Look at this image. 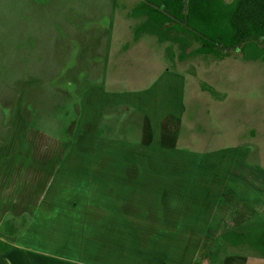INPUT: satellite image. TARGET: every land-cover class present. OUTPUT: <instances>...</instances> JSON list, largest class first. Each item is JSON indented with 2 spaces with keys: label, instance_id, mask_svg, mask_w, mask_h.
<instances>
[{
  "label": "crops",
  "instance_id": "0c3cea01",
  "mask_svg": "<svg viewBox=\"0 0 264 264\" xmlns=\"http://www.w3.org/2000/svg\"><path fill=\"white\" fill-rule=\"evenodd\" d=\"M110 40L105 53L112 49ZM105 64L98 83L82 93L63 84H30L17 98L8 135L0 128V242L10 247L0 253V264H203L212 259L217 239L251 225L264 226L262 146L223 150L220 179L210 178L205 185L195 177H181L190 168L186 161L179 178L134 179L140 168L134 167L129 152L193 155L176 146L164 149L156 140L164 122L159 115L167 113L164 107L170 105L178 112L173 115L180 116L181 105L173 99L183 84L179 87L180 78L163 71L146 91L114 90ZM134 125L131 136L126 132ZM204 163L194 167L203 171ZM133 181L139 183L134 186ZM166 185L170 188L165 192ZM172 199L180 203L175 210L161 209ZM151 202L160 204L152 232L173 236L174 246L167 249L171 243L163 244L160 237L156 254L133 245L130 237L150 234L139 225L151 217L140 221L142 215L128 208ZM23 218L27 223L19 229L15 224ZM8 220L17 230L14 235L4 231ZM245 246L258 254L226 256L222 264H264V256Z\"/></svg>",
  "mask_w": 264,
  "mask_h": 264
},
{
  "label": "rangeland",
  "instance_id": "374dc122",
  "mask_svg": "<svg viewBox=\"0 0 264 264\" xmlns=\"http://www.w3.org/2000/svg\"><path fill=\"white\" fill-rule=\"evenodd\" d=\"M141 2L144 0H0V128L8 135L17 98L32 83L63 84L82 93L98 83L101 77L98 73L109 63L107 76L114 77L110 88L146 91L164 71L180 78L179 87L183 84L181 92L173 99L181 109L180 116L173 115L178 112L170 105L164 107L167 113H157L164 121L159 125L161 137L156 139L157 143L164 149L176 146L177 150L193 155L188 159V155L183 156L181 152L177 155L175 151L163 156L154 149L146 154L140 153L143 152L140 149L134 154L129 152L134 167L140 168L134 170V179L142 180L143 176L153 181L179 178L187 169L186 161L196 170L189 168L181 177H195L205 185L210 178L220 179L225 169L223 150L238 145L251 146L252 150L257 145L264 149V62L244 60L239 49L230 52L224 60L210 56L182 59L183 49L176 43H161L150 35H142L137 40L135 35L143 20L131 14ZM109 40L112 49L105 53V43ZM197 47L193 44L185 53L190 54ZM120 63L122 66H118ZM161 88L166 93L164 87ZM181 94L182 103L178 100ZM161 110L163 108L159 112ZM142 123L141 118L140 124H145ZM136 128L134 125L126 133L133 136ZM177 131L179 135L174 138ZM177 161L181 162L179 166H168ZM196 163L206 164L204 170L194 167ZM133 183L136 186L139 182ZM216 183L220 189V181L215 180ZM164 188L166 192L170 186ZM179 204L172 199L161 204V209L166 207L167 212L172 211L170 207L175 210V205ZM157 206L160 204L151 202L128 208L143 216L139 217L140 221L151 217L148 223L139 225L142 230L149 228L150 234L141 232L143 236L130 237H133V245L148 247L154 254L161 247L160 237L164 239L163 244L171 243L166 245L167 249L174 247L173 236H165V239L152 232L157 227L160 210ZM113 209H117V204H113ZM152 210L154 213L148 215ZM24 220L20 219L15 225L22 229ZM164 225L167 226L168 221H164ZM222 248L219 239L214 241L211 251L217 256L213 255L210 261L205 259L203 264H222L226 256L258 254L248 246H230L227 252H222Z\"/></svg>",
  "mask_w": 264,
  "mask_h": 264
},
{
  "label": "trees",
  "instance_id": "16d2710c",
  "mask_svg": "<svg viewBox=\"0 0 264 264\" xmlns=\"http://www.w3.org/2000/svg\"><path fill=\"white\" fill-rule=\"evenodd\" d=\"M131 15L143 20L136 39L150 35L161 43H176L183 49L182 59L210 56L224 60L239 49L244 60L264 62V0H148L136 5ZM193 44L197 49L186 54ZM26 223L24 220L23 226ZM4 231L11 235L17 232L12 220L5 222ZM219 241L223 243L222 252L230 246L249 245L264 256V226L251 225ZM9 251L10 247L0 242V253Z\"/></svg>",
  "mask_w": 264,
  "mask_h": 264
}]
</instances>
